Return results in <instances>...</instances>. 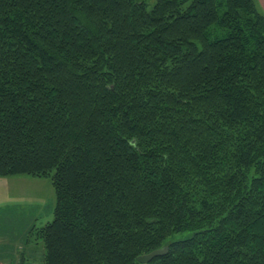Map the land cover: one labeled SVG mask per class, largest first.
Here are the masks:
<instances>
[{"label": "trees", "instance_id": "obj_1", "mask_svg": "<svg viewBox=\"0 0 264 264\" xmlns=\"http://www.w3.org/2000/svg\"><path fill=\"white\" fill-rule=\"evenodd\" d=\"M18 175L52 180L25 241L43 264H264L256 0H0V177Z\"/></svg>", "mask_w": 264, "mask_h": 264}, {"label": "rangeland", "instance_id": "obj_2", "mask_svg": "<svg viewBox=\"0 0 264 264\" xmlns=\"http://www.w3.org/2000/svg\"><path fill=\"white\" fill-rule=\"evenodd\" d=\"M54 206L50 176L0 177V264H17L22 251L30 258H25V264H43V244L34 236L37 230L29 235L27 244L25 241L33 226L38 228L52 220ZM7 255L13 258L8 260Z\"/></svg>", "mask_w": 264, "mask_h": 264}, {"label": "water", "instance_id": "obj_3", "mask_svg": "<svg viewBox=\"0 0 264 264\" xmlns=\"http://www.w3.org/2000/svg\"><path fill=\"white\" fill-rule=\"evenodd\" d=\"M168 252V247H162L160 249H156L151 251L148 254L145 255H140L137 257V262H139L140 264H148L149 262H151L153 259L157 258V257H162L164 255H166Z\"/></svg>", "mask_w": 264, "mask_h": 264}, {"label": "crops", "instance_id": "obj_4", "mask_svg": "<svg viewBox=\"0 0 264 264\" xmlns=\"http://www.w3.org/2000/svg\"><path fill=\"white\" fill-rule=\"evenodd\" d=\"M258 6L260 7V9L262 10V12L264 13V0H256ZM11 254V253H10ZM7 258H9L8 260L13 258V255H7ZM2 261V260H0Z\"/></svg>", "mask_w": 264, "mask_h": 264}]
</instances>
